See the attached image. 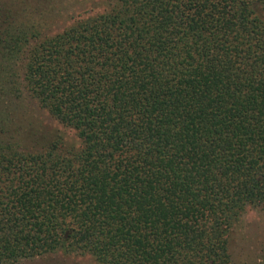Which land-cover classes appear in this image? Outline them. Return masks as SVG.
Instances as JSON below:
<instances>
[{"label": "trees", "instance_id": "1", "mask_svg": "<svg viewBox=\"0 0 264 264\" xmlns=\"http://www.w3.org/2000/svg\"><path fill=\"white\" fill-rule=\"evenodd\" d=\"M23 2L0 0V264H234L264 211V0H104L53 34Z\"/></svg>", "mask_w": 264, "mask_h": 264}, {"label": "rangeland", "instance_id": "2", "mask_svg": "<svg viewBox=\"0 0 264 264\" xmlns=\"http://www.w3.org/2000/svg\"><path fill=\"white\" fill-rule=\"evenodd\" d=\"M39 14L43 21V32L56 33L70 25L76 19L101 12L105 9L104 0H25L22 3ZM39 17V18H40ZM29 102V97L26 98ZM39 121L38 128H58L69 139L75 137V132L52 117L44 110H34ZM37 120V119H36ZM231 252L234 264H264V211L258 208H248L231 233ZM6 264H98L89 254L63 253L61 251L44 255L23 258Z\"/></svg>", "mask_w": 264, "mask_h": 264}]
</instances>
